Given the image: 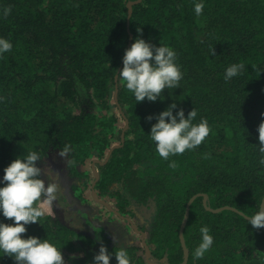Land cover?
Returning <instances> with one entry per match:
<instances>
[{"label":"trees","instance_id":"16d2710c","mask_svg":"<svg viewBox=\"0 0 264 264\" xmlns=\"http://www.w3.org/2000/svg\"><path fill=\"white\" fill-rule=\"evenodd\" d=\"M203 3L197 16L194 0H0V37L13 44L0 58V178L27 149L46 156L38 166L62 185L55 215L22 235L56 243L71 264H92L101 245L125 246L131 264H183V243L187 264H264V228L245 219L264 199V0ZM138 28L177 53L183 79L163 102L136 104L116 79ZM240 62L244 73L226 81ZM172 103L185 116L195 109L193 123L207 119L211 131L165 160L147 117ZM64 144L74 147L68 162L58 154ZM203 226L214 244L195 260ZM3 255L0 264H16Z\"/></svg>","mask_w":264,"mask_h":264},{"label":"clouds","instance_id":"9594fccd","mask_svg":"<svg viewBox=\"0 0 264 264\" xmlns=\"http://www.w3.org/2000/svg\"><path fill=\"white\" fill-rule=\"evenodd\" d=\"M203 0H194V12L197 16L203 13ZM10 8L3 9V16L10 14ZM137 36L131 47L125 50L123 68L117 72V80L125 82L136 101L163 102L165 89L180 88L183 72L177 63L176 51L167 45L156 46L143 38L142 28L137 29ZM13 44L8 38L0 37V58L12 50ZM214 55V49L211 50ZM245 64L234 63L226 68V81L242 75ZM172 103L157 115H149L147 120L157 122L151 126L149 137L155 143L156 152L165 160L170 156L183 154L200 146L209 135L211 129L207 119L193 123L197 111L193 109L187 116L185 110ZM175 112V114H174ZM260 151L264 153V122L258 129ZM74 151L71 144H64L59 156L69 161ZM46 156L38 151H29L18 156L6 168L0 178V252L12 258L16 264H67L62 249L49 239L37 236H26L27 226L41 224V218L53 210L62 194V185L46 179V167L38 166ZM264 163V160L261 161ZM175 167V162L170 165ZM50 168V167H49ZM257 211L245 216L248 225L254 229L264 228V202L257 203ZM11 221L10 223L5 222ZM208 226L200 228L201 242L195 248L194 258L200 260L209 252L214 244V237ZM116 239V237H114ZM2 256V257H3ZM113 256L117 264H131L129 252L125 246L118 251L109 252L101 245L99 252L94 254L92 264H110ZM71 260L77 259L73 254Z\"/></svg>","mask_w":264,"mask_h":264},{"label":"rangeland","instance_id":"374dc122","mask_svg":"<svg viewBox=\"0 0 264 264\" xmlns=\"http://www.w3.org/2000/svg\"><path fill=\"white\" fill-rule=\"evenodd\" d=\"M115 142H116V144H119V143H118V137L115 139ZM91 161H92V160H91ZM93 161H94V162H98L99 160L95 159V160H93ZM90 165H91V164H89V161H88V164H87L85 167H82L81 170H82V171H87V172H88ZM97 170H98V169H95V172H98ZM96 175H97V174H96ZM93 176H94V175H91L90 178H89L88 180H89V181H92L93 178H94ZM85 207L87 208L88 211L91 212L92 215H94V216L96 217V221H97V222H99V221L107 222L108 215L100 213L99 209L102 208L100 205H96V204L93 205V204H91V205H86ZM54 215H55L54 209H53L51 212H49L48 214H46V216H54ZM74 222L76 223L77 220L74 219ZM115 223L117 224L118 222L115 221ZM131 238H132V240L134 241L135 244H137V243L139 242V241L136 240V239H138V238H137L135 235H132ZM64 257H65V260L67 261V256L65 255ZM67 264H71V263H69V261H67Z\"/></svg>","mask_w":264,"mask_h":264},{"label":"water","instance_id":"95a60500","mask_svg":"<svg viewBox=\"0 0 264 264\" xmlns=\"http://www.w3.org/2000/svg\"><path fill=\"white\" fill-rule=\"evenodd\" d=\"M116 79H117V78H116ZM192 201H193V199L189 202V204H188V206H187V210H186V214H185V219H184L183 226H182V229H181L182 231H183V229L185 228V225H186V223H187V220H188V217H189V207H190ZM263 202H264V199H263ZM205 205H206V200H205ZM221 210H222V209L213 210V212H219V211H221ZM183 248H184V250H185V261H184L183 264H187V261H188V251H187V249H186L185 243H183Z\"/></svg>","mask_w":264,"mask_h":264}]
</instances>
